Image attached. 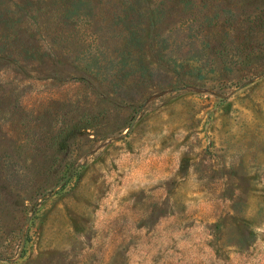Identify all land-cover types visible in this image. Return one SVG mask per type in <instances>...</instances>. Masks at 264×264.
<instances>
[{"label": "rangeland", "instance_id": "rangeland-1", "mask_svg": "<svg viewBox=\"0 0 264 264\" xmlns=\"http://www.w3.org/2000/svg\"><path fill=\"white\" fill-rule=\"evenodd\" d=\"M0 264H264V0H0Z\"/></svg>", "mask_w": 264, "mask_h": 264}]
</instances>
